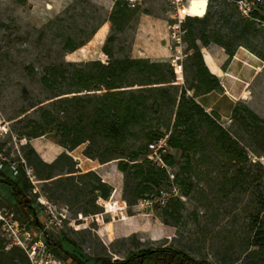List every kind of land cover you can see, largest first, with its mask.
<instances>
[{
    "label": "trees",
    "instance_id": "16d2710c",
    "mask_svg": "<svg viewBox=\"0 0 264 264\" xmlns=\"http://www.w3.org/2000/svg\"><path fill=\"white\" fill-rule=\"evenodd\" d=\"M16 1L21 5L27 2ZM135 16L136 11L129 7V3L117 0L109 21L115 31L123 32ZM254 16L264 21L258 12ZM211 22L209 13L204 17H190L186 21L188 34L185 41L192 61V83L189 86L178 85L177 71L171 63L131 57L116 59L110 47L115 41V34L107 39L103 47L104 54L109 57L108 63L69 62L46 69L41 82L46 88L56 91L57 95L48 107L42 108L40 121H29L30 131L21 136L31 140L54 133L58 144L68 152L88 143L84 152L87 158L100 164L117 161L118 169L136 181L132 189L133 199L125 200L128 206L140 204L172 184L180 189H190L193 177L204 174L201 165L211 161L213 167L208 172H216L222 184H231L235 189L246 185L252 188L253 203L258 212L250 217L251 226L255 229L250 255L264 259V190L259 185L264 179V170L259 164L252 163L243 145L245 137L225 129L219 123V114L206 112L196 101L198 96L222 88L220 79L211 74L204 63L202 47L218 45L225 49L230 59L239 47L251 50L261 60H264V54L239 43L249 35L251 21L235 23L228 34L211 30ZM83 46L85 43L74 46L69 53ZM166 110H170L174 117L172 123L162 119ZM232 120L248 135L264 133V119L244 103L236 105ZM165 136H169L171 147L170 153L164 156L165 161L171 170L174 166L179 167L178 173L172 171L174 181L166 170L158 168L147 158L149 145ZM22 151L34 176L43 181L44 192L50 199L67 206L85 204L84 211L78 209V212L95 215L99 213L98 199L110 198L113 188L103 183L94 172L78 174L77 163L67 152L54 162L47 163L29 143L22 147ZM172 151L180 152L183 161L178 162ZM254 169L258 170L257 174L253 173ZM0 184L10 189L21 213H16L20 222L40 227L34 207L36 199L29 197L33 185L24 165L21 164L17 178L12 177L9 169L0 171ZM90 196L92 198L86 201ZM88 206L92 210L87 209ZM80 208H83L82 205ZM184 208L180 199L171 200L162 208L163 223L167 226L180 223ZM65 244L73 252L79 249L74 241L63 236V242L52 245L57 257L64 263V257L68 256L75 264H85L76 253L68 252ZM88 261L96 264H214L173 247L148 248L125 260L104 257L88 258ZM0 264H29L21 249L5 250L1 232Z\"/></svg>",
    "mask_w": 264,
    "mask_h": 264
},
{
    "label": "rangeland",
    "instance_id": "374dc122",
    "mask_svg": "<svg viewBox=\"0 0 264 264\" xmlns=\"http://www.w3.org/2000/svg\"><path fill=\"white\" fill-rule=\"evenodd\" d=\"M116 1L27 0L25 5H21L16 0H0V132L5 133L0 147L9 159L25 161L22 147L29 143L43 161L52 163L67 152L77 163L78 174L88 173L79 167V159L74 158L84 156L88 143L72 152L62 147L64 151L51 162L48 148L51 144L59 145L54 133L31 140L21 136L30 131L29 121H40L42 108L48 107L57 95L56 91L46 88L41 82L46 69L69 62L108 63L109 57L104 54L103 47L112 34L116 38L110 47L116 59L131 57L149 59L155 63L171 62L173 53L168 39L171 9L167 1L142 0L136 8H131L136 11V16L123 32L115 31L109 21ZM123 1L129 3L130 0ZM205 1V15L209 13L212 18L211 30L228 34L235 23L245 21L233 3L226 0ZM259 13L264 17V4L260 6ZM251 22L249 35L239 43L264 54V27ZM103 26L108 27L104 39L94 41ZM82 43L85 46L75 54L69 53L74 46ZM198 43L202 47L201 42ZM167 44L170 56L153 54L157 53V48ZM191 63V55L183 59V73L177 74L178 85L189 86L192 83ZM250 97L251 103L247 106L264 119V70L253 83ZM162 119L172 123L174 117L170 110H166ZM219 123L228 131L239 132L245 137L243 145L250 156L264 158L263 132L248 135L232 118L230 121L220 118ZM161 128L165 131L164 127ZM171 153L178 162L183 161L180 152ZM112 162L118 165L117 161ZM26 167V175L33 185L29 197L36 199L34 207L39 220L43 221L37 198L48 195L44 192L43 181L34 176L33 169L27 163ZM212 167L211 161H205L200 167L204 174L193 177L190 189L181 188V201L185 205L181 212L183 218L173 226L163 223V207L155 204L148 206L142 202L127 205L123 216L106 215L99 206V213L95 214L100 216L97 221L93 218L95 215L78 212V209L84 211L85 204H81L83 208H80L81 205L67 206L48 197L59 211L66 209L68 216L64 230L55 233L53 243L63 242V236L74 241L79 246L78 251L73 252L66 244L65 249L76 253L85 264H96L89 262L88 258L125 260L139 251L160 247L184 250L198 260L204 259L214 264H264V259L250 255L255 235L250 217L258 212L253 203L252 188L246 185L235 189L231 184H222L216 172H208ZM171 171L178 173V165ZM89 172L96 173L106 183L97 172ZM118 172L117 177L109 172L112 185L106 184L113 188L110 198L116 195V199L128 202L133 199L132 189L136 181L126 177L119 169ZM253 173L257 174L258 170L254 169ZM259 185L264 190V179ZM91 198L88 197L86 201ZM0 199L4 207L21 214L10 189L5 185L0 186ZM86 208L92 210L91 206ZM64 260V264H75L68 256Z\"/></svg>",
    "mask_w": 264,
    "mask_h": 264
},
{
    "label": "built area",
    "instance_id": "2783aa9c",
    "mask_svg": "<svg viewBox=\"0 0 264 264\" xmlns=\"http://www.w3.org/2000/svg\"><path fill=\"white\" fill-rule=\"evenodd\" d=\"M142 0H130L129 7L136 8ZM170 6V23L168 24V39L170 49L172 51L171 65L176 69L177 74L183 73V59L188 56L187 43L185 38L188 34L186 21L188 18L203 17L191 13V6L194 1L206 2L205 0H166ZM233 3L240 16L249 21H254L264 27V21L255 18L254 14L260 12V6L264 4V0H228ZM5 136L4 131L0 132V144ZM169 136H165L158 141H154L149 145L148 160L162 170H166L170 179L174 181L175 176L171 168L165 161L164 156L169 154L171 147L168 142ZM252 163L259 164L264 170V158L251 155ZM24 165L26 171V163L23 160L18 162L9 159L4 150L0 147V171L10 170L12 177L17 178L20 174V166ZM181 189L172 184L170 187L161 188L143 204L148 206L155 204L158 207L166 206L173 199H183L180 195ZM97 204L103 208L106 215L123 216L128 209L124 200L102 199L99 198ZM37 205L43 212L44 220L40 221V227H33L21 223L15 211L0 205V232L5 240V250L12 248L21 249L27 256L29 264H64L54 252L52 245L55 233H60L65 228V221L68 219L67 210H58L48 197L40 195L37 198ZM81 216V215H80ZM82 218V217H81ZM97 221L100 220L99 215H95Z\"/></svg>",
    "mask_w": 264,
    "mask_h": 264
},
{
    "label": "crops",
    "instance_id": "0c3cea01",
    "mask_svg": "<svg viewBox=\"0 0 264 264\" xmlns=\"http://www.w3.org/2000/svg\"><path fill=\"white\" fill-rule=\"evenodd\" d=\"M107 29V26H103L97 32L94 41L101 42L107 33ZM165 38H167V34ZM157 49V53H153L156 56H170L169 44L166 46L162 45ZM201 52L206 67L211 74L220 79L222 88L218 91L198 96L196 101L206 112H216L222 120L230 121L238 103L250 105L251 87L256 79L262 75L264 62L245 47H239L231 59L224 48L215 44L202 47ZM189 94L193 95V92H189ZM48 150V157L51 162L64 151L61 146L56 144H51ZM74 158L79 159L81 162L79 167L84 172L95 171L110 185L112 183L109 181L111 179V177H108L109 172L114 173L116 177L118 176L117 173L120 174L116 162L100 164L98 161L88 159L83 155ZM115 196H113L114 199H116Z\"/></svg>",
    "mask_w": 264,
    "mask_h": 264
},
{
    "label": "bare ground",
    "instance_id": "6f19581e",
    "mask_svg": "<svg viewBox=\"0 0 264 264\" xmlns=\"http://www.w3.org/2000/svg\"><path fill=\"white\" fill-rule=\"evenodd\" d=\"M191 13L203 16L205 13V2L194 1L191 6Z\"/></svg>",
    "mask_w": 264,
    "mask_h": 264
},
{
    "label": "water",
    "instance_id": "95a60500",
    "mask_svg": "<svg viewBox=\"0 0 264 264\" xmlns=\"http://www.w3.org/2000/svg\"><path fill=\"white\" fill-rule=\"evenodd\" d=\"M144 255V254H143Z\"/></svg>",
    "mask_w": 264,
    "mask_h": 264
}]
</instances>
